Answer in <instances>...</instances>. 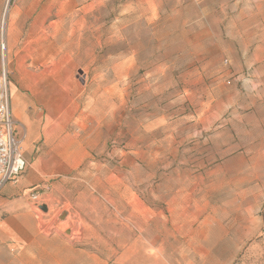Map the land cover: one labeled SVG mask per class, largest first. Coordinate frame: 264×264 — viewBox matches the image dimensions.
Returning <instances> with one entry per match:
<instances>
[{
    "label": "rangeland",
    "instance_id": "rangeland-1",
    "mask_svg": "<svg viewBox=\"0 0 264 264\" xmlns=\"http://www.w3.org/2000/svg\"><path fill=\"white\" fill-rule=\"evenodd\" d=\"M3 68L54 170L0 264H264V0H0Z\"/></svg>",
    "mask_w": 264,
    "mask_h": 264
},
{
    "label": "crops",
    "instance_id": "crops-1",
    "mask_svg": "<svg viewBox=\"0 0 264 264\" xmlns=\"http://www.w3.org/2000/svg\"><path fill=\"white\" fill-rule=\"evenodd\" d=\"M9 91L10 109L14 120L26 131V135L22 141L23 143L25 142L26 146L24 157L27 161V165L16 182H7L0 188V209H2V213L5 214V217L1 219L0 223L2 227H7V231L4 232L3 236L20 237L23 236L24 233H27L31 234L33 237L35 236L36 224L34 222L26 224L25 222V220L30 217V213L33 210L27 193L38 183L40 175L46 174V172L53 171L54 169L52 166L48 167V163H46L42 154L34 157L31 155L34 151V143L41 139L43 135V125L37 116L33 118L26 111V108L31 104H29V99L22 95L14 82H10ZM78 161L79 160L74 158H69L64 162V166L73 167ZM3 229L4 228H2V230ZM4 230H6V228ZM139 234L142 235V232H139ZM39 264L42 263L39 262ZM48 264L64 263L52 261ZM91 264H94V261H92Z\"/></svg>",
    "mask_w": 264,
    "mask_h": 264
},
{
    "label": "built area",
    "instance_id": "built-area-1",
    "mask_svg": "<svg viewBox=\"0 0 264 264\" xmlns=\"http://www.w3.org/2000/svg\"><path fill=\"white\" fill-rule=\"evenodd\" d=\"M15 123L10 109L7 74L3 68L0 76V188L7 182H16L27 165L22 140L14 133ZM29 197L40 210L39 193L31 191Z\"/></svg>",
    "mask_w": 264,
    "mask_h": 264
},
{
    "label": "water",
    "instance_id": "water-1",
    "mask_svg": "<svg viewBox=\"0 0 264 264\" xmlns=\"http://www.w3.org/2000/svg\"><path fill=\"white\" fill-rule=\"evenodd\" d=\"M40 209H41L42 211L46 212V211H47V206H46L45 204H42V205L40 206Z\"/></svg>",
    "mask_w": 264,
    "mask_h": 264
},
{
    "label": "trees",
    "instance_id": "trees-1",
    "mask_svg": "<svg viewBox=\"0 0 264 264\" xmlns=\"http://www.w3.org/2000/svg\"><path fill=\"white\" fill-rule=\"evenodd\" d=\"M34 190H36V189H33L32 191H34Z\"/></svg>",
    "mask_w": 264,
    "mask_h": 264
}]
</instances>
